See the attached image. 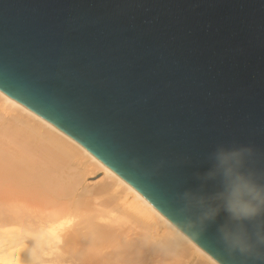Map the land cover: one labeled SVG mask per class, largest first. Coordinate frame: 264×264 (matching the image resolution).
<instances>
[{
  "label": "water",
  "instance_id": "1",
  "mask_svg": "<svg viewBox=\"0 0 264 264\" xmlns=\"http://www.w3.org/2000/svg\"><path fill=\"white\" fill-rule=\"evenodd\" d=\"M0 92L168 221L218 144L264 166V0H0Z\"/></svg>",
  "mask_w": 264,
  "mask_h": 264
},
{
  "label": "bare ground",
  "instance_id": "2",
  "mask_svg": "<svg viewBox=\"0 0 264 264\" xmlns=\"http://www.w3.org/2000/svg\"><path fill=\"white\" fill-rule=\"evenodd\" d=\"M98 171L106 183L90 186ZM166 222L79 143L0 92V264H29L32 249L40 264H217L190 240L167 253L146 243Z\"/></svg>",
  "mask_w": 264,
  "mask_h": 264
},
{
  "label": "clouds",
  "instance_id": "3",
  "mask_svg": "<svg viewBox=\"0 0 264 264\" xmlns=\"http://www.w3.org/2000/svg\"><path fill=\"white\" fill-rule=\"evenodd\" d=\"M260 161L252 145L218 144L204 157L206 170L193 174L196 188L159 193L169 231L146 243L167 253L178 240H210L220 264H264V166ZM29 264H40L33 249Z\"/></svg>",
  "mask_w": 264,
  "mask_h": 264
},
{
  "label": "rangeland",
  "instance_id": "4",
  "mask_svg": "<svg viewBox=\"0 0 264 264\" xmlns=\"http://www.w3.org/2000/svg\"><path fill=\"white\" fill-rule=\"evenodd\" d=\"M103 178V175H102V173L101 172H96L95 174H93V175H91V176H88V184L90 185V186H92L96 181H98V180H101ZM104 179V178H103ZM101 180V182L103 181V183H106V181L105 180ZM105 181V182H104ZM87 184V185H88ZM160 230V229H159ZM162 231L160 230V235H162Z\"/></svg>",
  "mask_w": 264,
  "mask_h": 264
}]
</instances>
